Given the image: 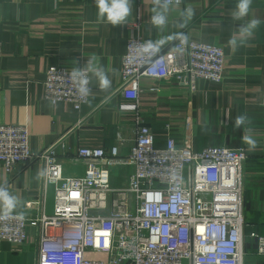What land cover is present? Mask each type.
I'll use <instances>...</instances> for the list:
<instances>
[{"label":"crops","instance_id":"crops-1","mask_svg":"<svg viewBox=\"0 0 264 264\" xmlns=\"http://www.w3.org/2000/svg\"><path fill=\"white\" fill-rule=\"evenodd\" d=\"M237 0H183L167 12L163 31L151 24L154 2L132 0V14L122 25L111 26L98 18L95 0H0V124L28 125L30 148L42 152L60 136L77 125L69 138L71 148L120 146L126 156L134 143V114L125 110L131 101L119 90L122 64L130 30L127 23L141 20V36L152 40L185 33L190 40L218 46L225 51L224 79L221 83L198 79L196 89L177 79L141 78L139 98L141 115L155 134V146L164 148L168 136L178 147L191 139L195 151L210 146L245 148L244 239L247 264H264L251 232L264 235V0H252L248 16L234 20L231 12ZM194 9L184 28L178 27L181 13ZM256 18L260 21L252 38L237 48L228 41L238 27ZM173 40H167L163 47ZM95 56L111 80L101 91L95 78L89 102L78 111L70 102L52 103L45 98L47 71L54 66L83 67ZM238 115L248 121L235 127ZM255 141L251 148L243 137ZM86 166L64 159V173L83 176ZM125 178L130 170L118 167ZM0 185L18 198L13 212L35 217L40 210L53 214L55 187L45 185L40 162L19 163L12 175L0 167ZM122 187V186H121ZM40 202L39 209L27 208L29 201ZM3 211L0 210V215ZM40 231L28 227V241L21 247L0 239V264H37Z\"/></svg>","mask_w":264,"mask_h":264},{"label":"built area","instance_id":"built-area-1","mask_svg":"<svg viewBox=\"0 0 264 264\" xmlns=\"http://www.w3.org/2000/svg\"><path fill=\"white\" fill-rule=\"evenodd\" d=\"M141 24L139 19L127 23L131 34L118 90L131 101L123 108L134 114L136 125L134 143L126 156L120 152L123 140L109 150L71 148L70 135L82 120L38 153L30 148L28 125L0 124V167L12 175L19 163L38 161L45 185L55 187L53 214L43 210L35 217L13 211L1 214L0 239L21 247L28 241V227L38 228L37 264H247L246 149L210 146L195 151L191 139L178 147L172 136L164 148H157L139 103L143 77L177 79L192 90L198 79L221 83L225 51L190 39L187 45L173 40L146 63L134 59L129 48L152 40L141 36ZM177 47L184 48L182 55L175 52ZM71 70L54 66L47 71L45 98L54 104L70 102L81 111L90 95L80 97L70 79ZM66 157L86 166L83 176L65 175ZM120 166L130 170L129 179L116 188L111 186V175ZM25 206L39 209L40 202L29 201ZM251 237L257 242L258 255L264 257V235L254 230Z\"/></svg>","mask_w":264,"mask_h":264},{"label":"clouds","instance_id":"clouds-1","mask_svg":"<svg viewBox=\"0 0 264 264\" xmlns=\"http://www.w3.org/2000/svg\"><path fill=\"white\" fill-rule=\"evenodd\" d=\"M181 0H154V7L150 18L151 24L158 30L163 31L166 27L168 19L167 12L173 4L179 5ZM252 0H237L235 9L231 12L234 20H242L248 16L251 8ZM98 18L106 21L111 26H118L126 23L128 17L132 14V0H95ZM194 9L191 7L185 8L181 13V22L178 27L184 28L194 16ZM260 21L256 18L239 25L238 32L229 39L228 44L233 49L237 48L243 42L252 38L254 30L259 26ZM188 36L183 32H177L167 40H178L181 45L188 44ZM238 39L240 44H238ZM165 39L148 40L141 43H133L129 46L135 53L134 59H142L146 63L150 62L153 57L157 56L162 46L167 42ZM178 55L184 52L183 47L174 49ZM95 56L87 59V63L83 67H74L70 73L71 81L76 85L77 91L81 98H87L90 95V84L93 78L98 82V87L101 91H107L111 85V80L102 66L94 64ZM248 121L246 115H238L235 119V127L239 128ZM245 143L251 148L255 147V141L248 135L243 137ZM18 206V198L12 195L6 185H0V210L7 216Z\"/></svg>","mask_w":264,"mask_h":264},{"label":"rangeland","instance_id":"rangeland-1","mask_svg":"<svg viewBox=\"0 0 264 264\" xmlns=\"http://www.w3.org/2000/svg\"><path fill=\"white\" fill-rule=\"evenodd\" d=\"M125 183V178L122 175V171H120L117 168H114L112 170V175H111V186L119 188L121 186H123ZM184 264H187L186 261L184 262Z\"/></svg>","mask_w":264,"mask_h":264}]
</instances>
